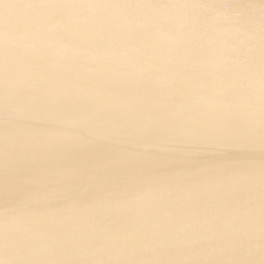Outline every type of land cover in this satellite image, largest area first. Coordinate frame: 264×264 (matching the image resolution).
<instances>
[{"label": "water", "instance_id": "obj_1", "mask_svg": "<svg viewBox=\"0 0 264 264\" xmlns=\"http://www.w3.org/2000/svg\"><path fill=\"white\" fill-rule=\"evenodd\" d=\"M0 264H264V0H0Z\"/></svg>", "mask_w": 264, "mask_h": 264}, {"label": "bare ground", "instance_id": "obj_2", "mask_svg": "<svg viewBox=\"0 0 264 264\" xmlns=\"http://www.w3.org/2000/svg\"><path fill=\"white\" fill-rule=\"evenodd\" d=\"M57 212H59L62 215L64 222H66V227L64 228L63 231H61L59 234L54 236V238H53L54 241H59L64 236H68V235L73 234V232H75V230H76L75 228L70 227L71 222H72V218H73V213H72L73 211L72 210L66 211L64 209V210L59 211L57 208L52 207V208L46 209L45 215L47 217H51V216L55 215ZM133 221H135V220H133ZM150 222L151 223H157L155 218H152L150 220ZM121 225H123V223H121L120 226ZM46 228H47V226L44 227V229H46ZM41 246L44 248H47V246H45V245H41ZM51 249L56 250V248H54V247H51Z\"/></svg>", "mask_w": 264, "mask_h": 264}]
</instances>
